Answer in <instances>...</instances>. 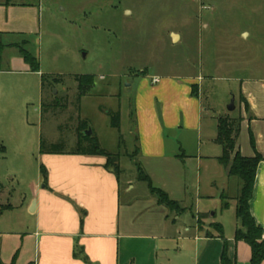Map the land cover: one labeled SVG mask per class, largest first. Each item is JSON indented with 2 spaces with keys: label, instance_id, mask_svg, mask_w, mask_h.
Segmentation results:
<instances>
[{
  "label": "crops",
  "instance_id": "obj_1",
  "mask_svg": "<svg viewBox=\"0 0 264 264\" xmlns=\"http://www.w3.org/2000/svg\"><path fill=\"white\" fill-rule=\"evenodd\" d=\"M212 1L217 2L208 0L214 4ZM218 1V8L208 3L202 9L208 11L210 24L201 26V39L194 44L193 62L200 64V71L187 76L153 77L142 71L135 75L134 93L128 105L133 150L126 155L173 201L188 209L187 199L192 198L190 205L196 207V219L188 222L184 213L178 214L159 204L152 194L150 205L138 202L141 209L137 211L139 205L127 200L128 213L123 218L121 177L105 169V158L39 154L40 176L26 205V211L34 219L29 233L35 245L32 264H221L225 248L232 261L250 264V246L235 240L238 185L218 161L222 148L216 143L217 122L213 124L216 116L205 106L202 94H194L192 87H201V80L215 79L221 71L237 69L235 72L241 74L230 78L240 80L239 115L243 121L239 149L245 157H253L256 150L264 158V50L261 47L257 50L256 67L249 69L244 66L248 62L243 51L232 47L224 50L216 40L221 31L218 22L236 13L223 5L229 2L244 5L238 9L242 17L239 22L235 21L231 32L239 33L241 39L243 36L250 39L259 27L263 10L260 4L264 5V0ZM0 10L9 15L7 19H0L3 37H24L38 24L40 10L33 5H0ZM177 36L175 44L182 41V36ZM16 44L19 43L7 46L10 50L16 49L13 47ZM11 66L9 71L0 67V89L1 78L8 72L30 80L40 75L30 71L22 58ZM155 78L159 79L157 83L153 82ZM241 98L248 104L247 111ZM227 114L232 113H222ZM206 121H210L208 126ZM205 130L207 144L204 146ZM3 148L1 153H5ZM41 167L47 171V184ZM127 186L131 193L134 186L131 182ZM222 196L229 198L227 209L222 208ZM250 212L264 232V160L257 167ZM201 215L204 216L202 231L198 225ZM214 223L222 225L224 239L217 236L212 228ZM208 231L214 237H207ZM76 246L84 250L88 263L75 256Z\"/></svg>",
  "mask_w": 264,
  "mask_h": 264
},
{
  "label": "rangeland",
  "instance_id": "obj_2",
  "mask_svg": "<svg viewBox=\"0 0 264 264\" xmlns=\"http://www.w3.org/2000/svg\"><path fill=\"white\" fill-rule=\"evenodd\" d=\"M15 4H29L40 10L34 31L24 37H3L5 45L27 41L26 48L38 59L40 75L32 80L8 72L1 78L0 89V260L11 264H31L35 258V245L29 233L34 226L33 215L26 211L34 186L40 176L38 162L41 139L49 143L64 140L68 149L76 140L78 116L87 120L101 146L107 151L121 154L122 217L128 213L127 200L149 204L152 195L146 182L138 180L139 170L126 155L133 150L132 124L129 119V101L133 97L135 75L142 71L151 77L161 75H193L200 71V64L193 62L194 44H198L199 30L207 21L208 0H11ZM212 1V7L220 4ZM7 1L0 0V5ZM264 2V1H263ZM236 13L218 22L221 31L216 40L224 50L238 48L247 55L245 67H256L257 50H264V5L259 16L258 29L250 39L239 38L231 32L239 18L242 3H226ZM250 6V4H249ZM253 6V5H252ZM218 8V7H217ZM229 11V12H231ZM0 10V19L8 18ZM244 19H248L244 18ZM237 21V22H235ZM243 22L245 20L242 19ZM250 21V20H249ZM234 23V24H233ZM246 23V22H245ZM228 27V28H225ZM223 28V29H222ZM254 31V32H255ZM173 33L182 36L179 44L173 42ZM258 35V36H255ZM261 40V41H260ZM191 45V47H189ZM0 67L12 68L21 56L17 49L6 48ZM237 57H235L236 59ZM198 59V58H196ZM192 62V63H191ZM234 64L236 61L233 62ZM221 71L216 78H204L197 93H201L206 107L217 118L228 112L235 99L233 115H239L241 74ZM254 71V70H253ZM257 73H254L256 75ZM52 75L63 79L55 86L53 96L48 90L49 101L58 97L62 106L55 111L41 113V78ZM93 76V90L78 101V76ZM111 112H120V128L112 126ZM207 120V119H206ZM205 122V126H208ZM217 137V136H216ZM240 139V138H239ZM207 144L206 130L202 139ZM2 147L5 153H1ZM235 184L241 181L233 177ZM134 189L128 193L127 183ZM157 187V186H156ZM194 193V192H193ZM237 193V190H236ZM237 195V194H236ZM193 196H195L193 194ZM181 206L188 222L196 219V207ZM148 202V203H147ZM194 204V202H193ZM180 213V214H181ZM230 214V213H229ZM173 215V214H172ZM125 216L123 218H125Z\"/></svg>",
  "mask_w": 264,
  "mask_h": 264
},
{
  "label": "trees",
  "instance_id": "obj_3",
  "mask_svg": "<svg viewBox=\"0 0 264 264\" xmlns=\"http://www.w3.org/2000/svg\"><path fill=\"white\" fill-rule=\"evenodd\" d=\"M5 6L15 5L11 0H6ZM3 34L0 32V64L2 62V56L7 45L4 44ZM28 44L24 41L21 44H16L15 47L21 58L29 66L30 71L34 73L40 72V63L38 59L26 48ZM78 83V101L76 102L77 111L80 107V99L83 96L88 95L95 86V78L93 76L85 75L75 78ZM63 79L54 77L52 75H42V102L41 113L42 117L47 112L55 111L61 107V101L58 97H53V100L49 101L46 94L48 90L51 91L53 96V89L57 85H61ZM197 85L192 87L193 93L197 94ZM242 103L245 105L246 111L248 110V104L244 98H241ZM112 126L119 129L121 124L120 112H111ZM243 118L240 115L227 114L217 118V138L216 143L222 148V155L218 158L220 164L227 170L229 177H237L241 181L239 193L236 197V218L238 226L235 232V240L237 242L244 241L247 243L252 251L250 264H261L264 261V232L263 229L256 223L254 217L250 212V200L252 198L257 167L264 158L255 150L253 157H245L241 154L239 149V138L241 133V125ZM78 127L76 130L77 140L75 144L68 149L67 143L61 140L57 143H49L43 139L40 141V154L42 155H81V156H99L106 159L105 169L112 171L118 178L121 175V167L119 164L120 155L111 153L104 149L98 137L93 133L91 136H86L85 131L90 127L87 120H82L80 116L77 119ZM251 144L255 149L254 137L251 135ZM5 149L3 148V151ZM42 175L44 176L45 183L47 184V171L44 167H41ZM138 180L146 182L149 185L150 192L153 196H156L159 204L168 207L170 210L181 213L184 209L181 205L173 201L169 195L163 190L155 187L150 177L139 168ZM4 186L0 183V194L2 193ZM229 198L222 196V208L227 209L229 207ZM1 213V211H0ZM204 216H200L198 219V225L200 231L203 229L202 219ZM212 228L215 230L218 237L224 239L223 227L220 223L212 224ZM215 234L207 232V237H214ZM75 256L81 258L84 262L88 263L84 250L76 246ZM17 255L13 258L11 264H15ZM0 264H4L0 260ZM32 264V263H31ZM221 264H237L232 261L227 254L226 248L224 249L221 257Z\"/></svg>",
  "mask_w": 264,
  "mask_h": 264
},
{
  "label": "water",
  "instance_id": "obj_4",
  "mask_svg": "<svg viewBox=\"0 0 264 264\" xmlns=\"http://www.w3.org/2000/svg\"><path fill=\"white\" fill-rule=\"evenodd\" d=\"M178 41V36L173 35V42L176 43ZM235 99L232 100L231 105L228 107L229 112H233L235 110ZM86 136H91L93 134L91 128H88L87 131L84 132Z\"/></svg>",
  "mask_w": 264,
  "mask_h": 264
},
{
  "label": "built area",
  "instance_id": "obj_5",
  "mask_svg": "<svg viewBox=\"0 0 264 264\" xmlns=\"http://www.w3.org/2000/svg\"><path fill=\"white\" fill-rule=\"evenodd\" d=\"M158 81H159V79H157V78H155V79L153 80L154 83H157Z\"/></svg>",
  "mask_w": 264,
  "mask_h": 264
}]
</instances>
